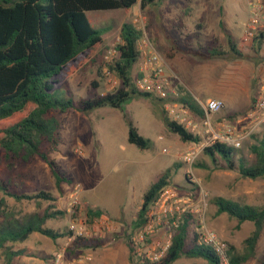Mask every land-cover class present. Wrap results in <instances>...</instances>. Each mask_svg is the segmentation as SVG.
I'll list each match as a JSON object with an SVG mask.
<instances>
[{"label": "rangeland", "instance_id": "374dc122", "mask_svg": "<svg viewBox=\"0 0 264 264\" xmlns=\"http://www.w3.org/2000/svg\"><path fill=\"white\" fill-rule=\"evenodd\" d=\"M247 3L248 0H165L163 2V6L167 8L166 14L163 12L165 18L160 17L157 4L148 7L143 15L136 16L127 14L126 10L90 11L87 15L95 28L100 30L111 28V31L104 35L105 41L97 63L87 65L74 74L57 97L72 98L78 104L81 100L100 97L114 91L109 78L104 72L100 75L98 70L101 63H105L103 59L106 52L119 42L121 26L126 22H131L141 29L156 48L154 38H157L160 45L157 50L162 54L168 47L167 43L186 40L187 33L178 28L180 25L203 27L201 29L194 27L188 32L190 43L196 49L204 48L205 50L201 49L203 54L208 55V47L215 40L217 52L228 53L229 39L236 45L239 44V38L246 27L249 8ZM190 5L193 8L192 13L187 12ZM214 65L206 63L199 67L197 73L193 71L203 94L197 96L204 102L213 97V91L218 84L216 80L218 71ZM137 73L136 64L132 73L134 83ZM235 77L228 78L230 85L227 88V99L231 108L237 107L244 115L249 104L248 94H251L253 87L251 81ZM94 82L97 83V87L93 86ZM120 86L119 82L115 90ZM164 110L172 120L165 104L159 102L156 97L135 96L124 104L122 110L106 107L90 113L91 122L74 120L73 117L77 113L75 110L59 114L58 118L62 125L60 145L52 153L51 158L58 163L62 173L72 179V183L62 185L60 190L55 186L48 165L39 160L31 164L17 163L13 170L9 171L3 161L4 151L0 148V179L8 183L12 191L35 193L44 190L59 195L56 207L67 210L68 214L64 219L48 221L46 227L70 231L72 221H82L90 234L85 238L87 240L85 243L77 246L73 244L74 238L52 241L34 234L26 243H17L14 248L26 249L29 255L35 257H18L14 264H55V257L60 253L63 254L64 264H132L129 260L127 236L132 231L144 193L169 168H172V176L166 188L176 192L180 199L174 204V208H180L183 214L193 215L190 220L187 248L193 244L199 214L203 213L207 228L217 232L238 252H244V241L254 230L253 223L246 222L238 227L237 221L230 219L226 214L218 216L212 200L215 197H224L244 204L261 206L264 201V179H245L237 171L227 169L194 168L196 162L205 159L203 150L212 144L213 134L205 132L198 144L184 143L178 135L168 130L164 121ZM124 114L132 120L140 135L150 140L149 150L142 151L129 143V127ZM255 134L259 137L264 135V124ZM254 143L252 136L244 140L242 146L236 149V161L244 157L246 162L251 164L254 156L249 147ZM191 151L195 152V159L189 164L184 161L183 156ZM174 164L180 167L174 168ZM76 185H80V202L73 205L71 196ZM2 196L0 194V199ZM7 202L11 207L24 212L39 211L41 214L48 206L46 202H42L40 206L34 201L16 203L12 198H7ZM95 208L105 212L103 219L109 223V228L105 225L100 226V232L98 229L93 230V224L98 219L89 223L86 215L89 209ZM166 224L163 215L161 224H156L149 242L142 244V250L146 254L153 256L165 246L169 239V231L165 230L168 227ZM139 233H135L132 240L137 238ZM97 241L102 243L100 248L95 250L88 247ZM5 260V252L0 250V264H4ZM262 261L264 229L255 257L246 264H260ZM174 264L206 262L202 259L182 257Z\"/></svg>", "mask_w": 264, "mask_h": 264}, {"label": "trees", "instance_id": "16d2710c", "mask_svg": "<svg viewBox=\"0 0 264 264\" xmlns=\"http://www.w3.org/2000/svg\"><path fill=\"white\" fill-rule=\"evenodd\" d=\"M163 1L0 0V148L4 151L3 161L9 171L13 170L17 163L31 164L39 160L48 165L55 186L60 190L62 185L72 183V179L63 174L58 163L51 158L60 145L62 125L58 115L73 110L88 115L106 107L122 110L124 104L135 96L153 97L138 90L136 82H133V69L140 55L138 42L143 36V31L131 22L121 26L114 60L111 63L102 62L98 70L102 75L107 66L118 78L121 86L100 97L81 100L78 104L72 98L59 99L57 96L74 74L87 65L97 63L104 44V35L111 31V28H95L88 18V12L129 10L138 4L141 11L145 12L148 7ZM216 42L217 40L208 47L210 58L225 55L217 52L214 46ZM229 46L240 55L232 39H229ZM173 53L174 48L170 50L169 55ZM93 86L97 87V83L94 82ZM158 100L165 104L164 101ZM177 101L193 113L204 116L201 105L183 91H180ZM163 115L168 130L178 135L182 142H201L199 135L171 120L165 110ZM124 118L129 127V143L142 151L149 150L150 140L140 135L128 115L124 114ZM252 137L255 143L249 147L254 156L251 164H248L244 157L236 161V149L216 141L204 148L205 159L196 162L194 168L227 169L237 171L245 179H264V135L259 137L253 134ZM179 167L180 165L174 164V168ZM171 176L172 168H169L143 195L132 231L127 236L129 260L132 264H140L133 256L132 236L145 228L147 213L169 185ZM0 194L3 195L0 199V250L5 252L4 264H14L18 257H35L29 255L26 249L14 248L17 243H26L33 234L52 241L73 237L69 230L60 231L46 227L48 221L64 219L68 214L67 210L56 207L57 197L53 193L44 190L35 193L14 192L8 183L0 179ZM7 198H12L16 203L34 201L39 206L46 202L48 206L42 214L39 211L24 212L11 207ZM212 204L216 207L218 216L226 214L230 219L237 221L238 227L246 222L253 223L254 230L244 241L243 253L228 244L230 263L246 264L255 257L264 229V201L261 206H254L215 197ZM104 214L103 210L95 208L89 209L86 215L88 222L92 223ZM192 218L191 213H185L181 217L167 253L151 264H174L182 257L202 259L206 264H220L214 250L198 244L196 236L192 246L187 248ZM86 241L85 238L77 237L74 238L73 244L77 246ZM101 246L102 243L97 241L88 247L96 250ZM146 264L150 262L147 261ZM260 264H264V261Z\"/></svg>", "mask_w": 264, "mask_h": 264}, {"label": "built area", "instance_id": "2783aa9c", "mask_svg": "<svg viewBox=\"0 0 264 264\" xmlns=\"http://www.w3.org/2000/svg\"><path fill=\"white\" fill-rule=\"evenodd\" d=\"M248 6L249 21L242 39V42L245 44L251 43L257 36H264V0H248ZM138 50L140 52L137 62L138 73L136 79L138 90L166 102L165 107L173 121L194 130L198 128L196 122H202L203 126L206 127V133L211 132L213 134L212 144L218 141L239 149L243 141L255 134L264 124V74L260 79L259 90L249 112L237 119L235 125L232 122H226L221 123L219 129H215L212 121L224 109V102L218 99H210L200 104L204 110V116L193 113L177 101L180 97L179 88L173 86L167 73V66L163 56L144 33L138 42ZM116 55L117 51L115 47L110 48L104 56L105 63H111ZM103 72L109 78V82L112 83V88L115 89L119 84L118 79L108 70L107 66L103 69ZM183 159L186 163L191 164L195 159V152H188L183 156ZM74 190L75 192L71 196L73 198V205L80 202V185H76ZM178 197L176 192L165 188L156 202L150 207L147 213L148 221L145 228L140 231L137 238L132 240L133 256L136 262L140 264H146L147 261L154 263L167 253L172 236L179 225V220L184 215L180 208H174V204L180 201ZM162 212H164L163 215L166 218V225L168 227L165 230L169 231V239L160 252L151 256L142 250V244L148 242L154 234L156 224H161ZM97 219L93 224V230L98 229L100 232L101 229L99 227L104 225L109 228V223L103 217ZM70 231L73 233L72 238H88L90 235L85 223L82 221H72ZM195 231L198 244L212 248L219 257L220 264H231L228 243L217 232L207 228L203 213L199 214V223ZM62 258L63 254L56 255L55 264H64Z\"/></svg>", "mask_w": 264, "mask_h": 264}, {"label": "crops", "instance_id": "0c3cea01", "mask_svg": "<svg viewBox=\"0 0 264 264\" xmlns=\"http://www.w3.org/2000/svg\"><path fill=\"white\" fill-rule=\"evenodd\" d=\"M163 2L157 5H159L158 9H159L160 17L165 18L163 16V12L166 14L167 8L166 6L165 7L163 6L164 5ZM145 12L141 11L139 4L129 10H126L127 14L129 15L132 14L134 16L143 15V13ZM187 12L189 13L193 12V8L191 5ZM246 18H247L246 19V26H247L249 21V8H248V17ZM165 24L166 23H164V25ZM194 27L197 29L203 28L202 26H198V25ZM194 27L193 26L187 27L186 25H180V27L178 28H181L185 34L187 33L186 40L184 42L178 41V43L177 41H173V44L167 43L168 47L167 49L164 50V54H162L159 51L165 60L167 66V73L170 76V79L174 87L179 88V91H183L185 94L189 95L192 99H194L197 103L202 104L205 102L202 101L198 96H202L203 94L201 91L200 83H197L198 79L195 77V73L193 71L197 73V71L200 70L199 67L202 66L203 64L214 63L215 64L214 67L216 68L215 70L218 71V75H217L218 78H216L218 84L217 86H215V91H213L214 92L212 95L213 97L208 98L207 101L210 99L222 100L225 104V107L221 113L217 114L213 118L212 124L215 129H219L221 123L232 122L235 125L237 119H239L243 115L237 107L231 108L229 106L227 99V88L230 85V83L228 81V78H230L231 76H236L237 78H241L244 81L245 80L247 82L251 81V86L253 87V89H251V94L250 95L248 94L249 104L246 112L244 113L245 115L251 109L254 98L259 90L260 79L264 74V36L262 37L260 35L257 37V39L253 40L251 43L245 44L242 42L244 32L246 29L245 27L241 37L239 38V44L236 45V50L237 52H239L240 55H238L237 53H235L230 49V51L228 53H225V55L222 57L210 58L208 55L202 53L201 49L205 50L204 48H200V50L196 49L190 43L189 40L190 36L188 32L194 29ZM154 39L157 45V49L159 50L160 45L158 39L157 38ZM211 44L212 42L210 43V45ZM172 48H174V53L173 55H169L170 50ZM90 116H91L90 114L86 115L77 112L75 116L72 117L76 121L91 122ZM196 123L198 127L196 130L187 127L186 128L193 134L203 137L202 135L206 132V127L203 126L202 122H196ZM40 177L41 175L38 178ZM56 197L57 200L59 201V195H56Z\"/></svg>", "mask_w": 264, "mask_h": 264}]
</instances>
